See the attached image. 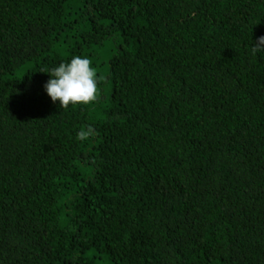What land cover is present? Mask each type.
I'll return each mask as SVG.
<instances>
[{
	"label": "trees",
	"instance_id": "obj_1",
	"mask_svg": "<svg viewBox=\"0 0 264 264\" xmlns=\"http://www.w3.org/2000/svg\"><path fill=\"white\" fill-rule=\"evenodd\" d=\"M261 36L264 0H0V264H264Z\"/></svg>",
	"mask_w": 264,
	"mask_h": 264
},
{
	"label": "clouds",
	"instance_id": "obj_2",
	"mask_svg": "<svg viewBox=\"0 0 264 264\" xmlns=\"http://www.w3.org/2000/svg\"><path fill=\"white\" fill-rule=\"evenodd\" d=\"M259 51H264V36L259 37L252 47L253 54ZM91 64L92 61L88 58L74 56L70 62L60 63L50 72H45L51 77L44 85L51 101H58L63 109L70 105L76 107L95 103L99 98L100 79L96 68L91 67ZM95 135V130L87 127L77 134V139L84 141Z\"/></svg>",
	"mask_w": 264,
	"mask_h": 264
}]
</instances>
